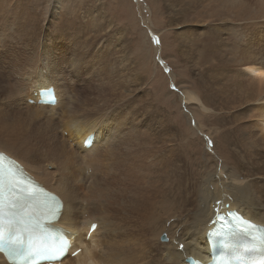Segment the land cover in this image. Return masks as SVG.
I'll use <instances>...</instances> for the list:
<instances>
[{"label": "bare ground", "instance_id": "6f19581e", "mask_svg": "<svg viewBox=\"0 0 264 264\" xmlns=\"http://www.w3.org/2000/svg\"><path fill=\"white\" fill-rule=\"evenodd\" d=\"M91 2L0 0V57L8 59L0 82L7 75L12 81L0 85V152L62 201L52 220L33 216L36 230L62 231L73 238L72 252L81 251L48 264H207V232L218 214L237 210L264 226V0H187L192 34L173 36L187 50L199 90L182 94L196 123L189 132H211L218 156H227L216 177L227 174L228 189L205 194L191 189L185 167L192 157L212 162L196 150L201 142L184 135L180 110L176 122L169 105L164 111L155 103L158 81L135 80L150 74L146 64L140 68L144 59L131 53L127 30L114 35L107 7ZM48 15L49 24L40 25ZM52 88L56 104L39 95ZM117 95L124 104L112 100ZM128 104H135L131 111ZM137 110L151 122L148 130H140ZM170 137L182 159L164 169L159 152ZM248 163L254 172L243 173ZM92 223L98 227L88 238ZM165 231L170 242L161 252L151 242ZM0 264L13 261L0 255Z\"/></svg>", "mask_w": 264, "mask_h": 264}, {"label": "rangeland", "instance_id": "374dc122", "mask_svg": "<svg viewBox=\"0 0 264 264\" xmlns=\"http://www.w3.org/2000/svg\"><path fill=\"white\" fill-rule=\"evenodd\" d=\"M96 1H98V2H96ZM102 1H104V2H102ZM102 1L101 0H95V2H91L88 5H90L89 7H92L93 5L96 6L98 4L103 3L104 7L105 8L107 7V10L109 13V19L114 22V24L112 25V28L114 30H116V33H114V35L118 36L120 33L123 32V29L127 30V33H128L127 38L130 41H132L131 44L133 46L131 53L132 54L134 53L135 57H139V55H140L144 59L143 60L144 64L140 68H144L145 64L148 68V73H150L149 76H146L145 78H143V80H142V78H139L140 76H138L135 78V80L139 83H144L145 80H146V83L149 82L152 84H154L153 82H157V81L159 82V84H158V85H160L159 89L156 91H153L154 97L156 96L155 100L158 101L155 103H158V105L161 104L160 106L163 108L164 111L167 110L166 106L169 105L168 110H169V112H171L170 115L173 116V119L176 122H177V120L175 118L177 115V113H176L177 110H176V112L174 110L175 109L180 110V115L183 118V121H182L183 122V129L185 132H187V130H188V133L184 132V135L187 138L188 137L193 138V140L198 139L199 142H201V144H199V146L197 145V147H196V150L200 151L199 155L200 156L202 155L203 157L205 155L209 159H211V161H212L211 163L207 164L206 162H204V161H206L205 159L203 161H201L200 159H197V157H192L194 160L192 161V164L189 165L190 167L188 168V166L185 165V167L190 171V174H188L189 177L192 178V180L189 183V185H191V189L195 193L201 191L200 193H203V194L210 193V192L216 193V192H218L217 190H220V189L221 190L222 189L227 190L228 189V184H227L228 176H227V174H224V177H222V178L216 177L218 174L217 171H218L220 165L222 166L225 163L227 156L225 155V157H221V158H224V159H222V162H221V158H220V156H218V154H219L218 148L216 147L217 143H216L215 139L212 138L213 136H212L211 132L207 131L206 129H202V133H200V132L197 133L196 137H194V135H192L189 132V127L195 128V126H194L195 121L190 118L189 111L185 107L186 105L184 104L183 99H182V94L184 92H187L189 90H191L190 92H192V91H198L199 92V90L197 89V86L195 87L196 80L195 79L192 80V76L191 75L189 76L188 71L191 70V65L189 63V56L187 55V50L185 49L184 45L182 46L181 44H178L177 40L173 37V36L177 35L178 36L177 39L178 40L181 39L180 41H182L183 39H185L186 37H189L192 34V31L188 30L189 26H187L188 20H189L187 0H102ZM53 5H51V8H53ZM22 6H23V4H22ZM29 6H31L30 3L28 4V7ZM39 10L41 11L40 13L42 14L43 8H40ZM174 15H175V17H174ZM182 15H185V16H182ZM95 16L97 17V14H95ZM176 16H179V17L181 16V18L180 19H179V17L176 18ZM185 19H187L186 22H185ZM49 22H50V15H48V20L47 21H44V20L41 21L40 25L45 24V26H47V24H49ZM41 29H42V26H41ZM200 32L201 31L198 29V34H200ZM81 35H82V33H81ZM106 36H108V35H106ZM153 37L159 41V43H157L158 45L152 44ZM168 38L169 39L174 38V42H173L174 47H171V43H170V40ZM114 39L115 38H113L112 41ZM176 47H177V54L173 52ZM178 50L181 52H179ZM184 53H186L187 56ZM182 58H185L187 60L182 59ZM0 60H1L0 63H2V62L7 63L8 62L7 57H5V59L0 57ZM133 61H134V63H131L130 67L135 69V68H137V63H135V60H133ZM166 69H167V71H166ZM72 70H73V68H72ZM192 72H193V69H192ZM204 75H205L204 73L199 72L197 77L201 76L204 78V77H206ZM189 77H191V79ZM3 78H4L3 81L1 79V82H0L1 86L6 87L7 85L12 83V81H10L8 75H7V77L4 76ZM12 79L14 80V76L12 77ZM113 79H115V78L113 77ZM138 79H140V81H138ZM77 84H78V82H77ZM82 84H84V83H82V81H81V86H82ZM132 85H133V83H132ZM119 92H120V90H119ZM84 93H85V91H84ZM127 94H129V93H127ZM124 96L123 95L112 96V100L117 101V102H115L117 104L123 103L124 101L123 100L120 101V100ZM135 97H137V94H135ZM158 98H161V99H158ZM162 98L164 101L162 100ZM135 99H139V98L137 97ZM132 105H135V104H128V107L129 106L131 107ZM137 105H138V107L140 106V109L139 108L138 109L142 110L143 106L141 107V104H137ZM123 106H125V105H123ZM123 106H121V107H123ZM130 107L128 108V111H129ZM164 107H165V109H164ZM188 107H189V104H188ZM139 110H137V111L139 112ZM130 111H131V109H130ZM173 111H174V113H173ZM124 112H125V109H124ZM124 114L127 115L126 112ZM139 114H140V112L137 114L138 116H137V118H135V120L138 121L137 124L141 123L140 124L141 125L140 130H142V131H145L146 129L148 130L147 126L149 124H151V122L148 121L147 118L144 121V118L142 116L139 117ZM127 119H129V118L127 117ZM147 121L149 124H146ZM185 128H186V130H185ZM178 129L181 130L182 128H178ZM157 130H160V129L156 128L155 131H157ZM149 132H151V131L149 130ZM190 135H192V136H190ZM164 141H167V140L164 139ZM187 142L184 141V144H183L184 147L187 145ZM167 143H166L167 145L173 144V145L177 146L175 140L172 137H170V141H167ZM173 145H169L168 147L165 146L162 148L164 150L163 151L161 150V152H159V153L163 154L164 161L163 160L162 161L165 163V165L163 163L164 169H170L172 167V163H174L176 165L182 159L180 157V154L176 150L177 147L173 146ZM237 145L240 146L239 143H236V146ZM111 150H112V148H110L107 153L111 152ZM172 151L176 155L174 153L173 154L167 153V152H172ZM192 151H195V148H193ZM238 151H240V149H238ZM243 154H244V150H243ZM172 155L177 157V158L174 157V159L177 160L176 162H173L174 159H173ZM165 159L171 160V161L173 159V161L167 163ZM223 160H225V161H223ZM244 167H245L244 170L242 169L243 173H246V171L251 172L254 170V167H252V165L250 163L244 165ZM204 175H206L207 177L205 178ZM249 180H251V179H249ZM251 183H252V181H251ZM198 189L200 191H198ZM167 191L171 192L170 189H168ZM185 194L186 193L183 192L182 197ZM162 233H163L162 236L164 235L167 237V242H162L161 241L162 236L161 237L159 236L158 238L154 239L153 242H151V245L157 246L159 251H161V252H166L165 245L168 242H170L169 241V234L167 233V231L162 232Z\"/></svg>", "mask_w": 264, "mask_h": 264}, {"label": "snow or ice", "instance_id": "6c2138e0", "mask_svg": "<svg viewBox=\"0 0 264 264\" xmlns=\"http://www.w3.org/2000/svg\"><path fill=\"white\" fill-rule=\"evenodd\" d=\"M153 42L159 43V41L156 40L154 37H153ZM166 71H167V69H166ZM3 161H4V157L0 156V224H2L5 220V211H4L5 190L7 188V190L9 192H16L17 187H18V181L10 179L9 177L6 176V170L3 166ZM16 203L17 202L15 200L10 201L9 216L14 215V213L11 212V209L16 206ZM92 227L94 229L95 225H93ZM218 234H224V233H219V232L210 233V235H218ZM165 239H166V237H165ZM182 247L183 246L181 245V248ZM69 253H71L72 255H77V253L71 251V245H70L69 241L64 240V241H62L61 247L59 248L57 255L60 257V259L62 261L64 258L67 257V255Z\"/></svg>", "mask_w": 264, "mask_h": 264}, {"label": "water", "instance_id": "95a60500", "mask_svg": "<svg viewBox=\"0 0 264 264\" xmlns=\"http://www.w3.org/2000/svg\"><path fill=\"white\" fill-rule=\"evenodd\" d=\"M165 237L166 236H164V235L161 237L162 242H167V237H166V239H165ZM187 264H195V262L193 261V259H188Z\"/></svg>", "mask_w": 264, "mask_h": 264}]
</instances>
